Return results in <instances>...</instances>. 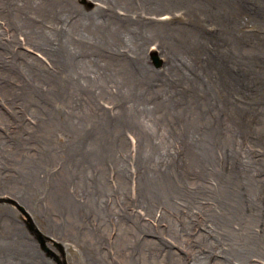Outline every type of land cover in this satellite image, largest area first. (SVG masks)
<instances>
[{"label":"bare ground","instance_id":"bare-ground-1","mask_svg":"<svg viewBox=\"0 0 264 264\" xmlns=\"http://www.w3.org/2000/svg\"><path fill=\"white\" fill-rule=\"evenodd\" d=\"M91 1L92 10L76 0H0V23L9 36L0 46V86L58 88L57 119L68 133L16 134L25 144L34 140L33 145L16 152L0 147V194L16 198L42 228L73 243L77 264H264V235L258 232L264 224V193L252 168L213 167L209 156L207 164L198 167H165L161 155L165 148L146 145L151 149L148 162L136 166L134 195H126L123 147L119 139L107 136L122 134L129 125L139 131L143 113L130 116L126 104L146 110L148 100L155 98L152 89L159 90L172 69H189V57L197 47L193 38H175V31L180 34L179 20L170 0ZM162 9L172 17L161 19ZM151 44L168 64L156 72L146 59ZM18 48L37 56L22 58L14 52ZM174 51L186 56L176 59ZM181 73L175 80L183 83L187 75ZM195 79L189 80L190 86L176 85L184 102L208 97V84L201 88ZM109 90H124L125 95L108 94ZM223 94L229 95L222 90L212 100L220 114ZM110 95L118 101L113 114L100 105ZM1 96L0 104L10 101ZM43 107L39 114L46 116ZM171 111L167 105L162 116L152 120L177 129L182 124L180 134H217L212 124L203 126L206 112L195 110L192 116L183 108L180 118ZM202 151L210 154L213 147ZM13 172L21 182L11 179ZM39 196L48 203L42 214ZM204 202L212 208L210 216L201 223L192 221L189 210ZM158 213L172 244H165L160 233L149 228ZM3 215L0 207L5 225L0 231V264H42L20 225ZM195 233L202 239L197 245L191 240ZM178 244L186 249L173 250Z\"/></svg>","mask_w":264,"mask_h":264},{"label":"rangeland","instance_id":"rangeland-1","mask_svg":"<svg viewBox=\"0 0 264 264\" xmlns=\"http://www.w3.org/2000/svg\"><path fill=\"white\" fill-rule=\"evenodd\" d=\"M76 1L88 10H92L95 6V2L90 0ZM170 2L175 7L173 9L176 14L175 20H179L176 26L180 28V34L174 30L175 38L180 40L193 38L197 52L189 57L190 62L189 65L187 64L189 69H181V72L187 75L185 82L180 83L175 80L180 78L182 73L175 71L174 68L168 72L166 79L165 76L162 77L165 80L159 90L152 89L156 92L155 98L148 100L151 101L146 110H137L136 106L129 102L126 104L130 116L143 113L139 131L129 125L123 127L122 134H108L107 137L119 139L123 147V173L127 179L125 193L128 197L134 195L137 180L136 166L146 164L150 155L151 149L146 145L165 148L166 151L161 154L165 167L175 169L198 167L207 164L208 156L209 164L213 167L236 166L239 167L238 169L250 167L254 173L252 177L259 181L264 193V0H170ZM220 5L225 8L222 9ZM207 8L210 11H207ZM163 10L158 14L161 19L172 17L171 14H164ZM3 28L1 25L0 46L5 45L9 38ZM14 52H19L22 58L29 54L33 57L37 56L36 52L26 48H18ZM146 53L147 63L155 72L163 68L164 63L165 67L168 66L163 53L154 44L150 45ZM175 54L176 59L180 60L186 56L185 53L175 52ZM170 73L173 74L172 82ZM194 77L200 83L199 87L208 84L206 92L208 97L194 96V100L198 102H184L177 93L176 85L182 88L190 86L189 80ZM193 88L191 87L190 90ZM39 89L31 87L12 89L0 86V96L2 95V98L5 96V99L10 98L8 103L0 104V140L4 138V134H7L4 142L0 144L1 148L6 146L5 149L16 152L18 149L26 150L33 145L34 140H27L25 144L16 134H68L61 129L57 119L59 108L57 95L60 90L48 86ZM222 90L223 92L227 90L229 95L223 94L221 100L223 112L220 114L215 110V101L212 100L213 97L216 100L222 94ZM111 91H114V95L121 93L125 95L124 90H109L108 94ZM198 92L202 93V91ZM111 96L113 95H110L107 101L101 100L100 105L105 111H111L113 114L117 112L118 101ZM43 105L42 110L47 114L46 116L39 114L38 109ZM167 105L172 107L170 114L180 118H184L181 113L183 108L188 109L189 113L195 110L206 112L203 126L212 124L217 134H180L184 132L182 124H179L181 129H177L154 122L152 117L160 118L162 108ZM191 115L193 116L192 113ZM125 127H128L126 131ZM11 135L13 136L10 137ZM209 146L213 147L211 153L215 151L213 161L211 153L202 151ZM33 148H36V145ZM11 177V179L15 177L13 181L21 182L20 175L15 172ZM188 188L195 190L196 186L190 185ZM37 203L39 213L42 214L41 210L43 207L47 208L48 203L43 196H39ZM199 204L193 205L187 215L197 223H201L204 218L207 219L212 211L207 203ZM0 207H3L6 215H3L4 217H12L20 225L22 234L31 240L42 264L78 263V250H74L76 248L74 244L58 239L42 228L30 210L16 198L8 194H0ZM158 215L149 228L160 233V238L165 244H172L173 241L162 230L166 222L160 217V213ZM126 217H129L127 211ZM122 218L123 216L121 217L123 223ZM57 221L62 224L60 220ZM4 226L3 219H0V231ZM259 226L261 227L258 228V232L264 235V224ZM197 235V233L191 234L192 243L195 245L202 241ZM148 237L153 238L151 235ZM186 238L190 239V236ZM178 247H173V250L186 249L184 244H178Z\"/></svg>","mask_w":264,"mask_h":264}]
</instances>
